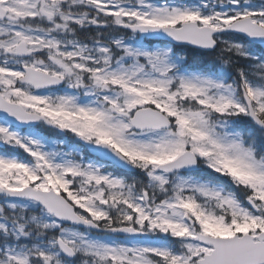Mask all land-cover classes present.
<instances>
[{"label":"snow or ice","instance_id":"1","mask_svg":"<svg viewBox=\"0 0 264 264\" xmlns=\"http://www.w3.org/2000/svg\"><path fill=\"white\" fill-rule=\"evenodd\" d=\"M0 264H264V0H0Z\"/></svg>","mask_w":264,"mask_h":264},{"label":"rangeland","instance_id":"2","mask_svg":"<svg viewBox=\"0 0 264 264\" xmlns=\"http://www.w3.org/2000/svg\"><path fill=\"white\" fill-rule=\"evenodd\" d=\"M186 2H189V3H191V2H195V0H186ZM17 153H19V152H17ZM20 153H22V152H20ZM23 154V153H22ZM24 156H25V154H23Z\"/></svg>","mask_w":264,"mask_h":264},{"label":"water","instance_id":"3","mask_svg":"<svg viewBox=\"0 0 264 264\" xmlns=\"http://www.w3.org/2000/svg\"><path fill=\"white\" fill-rule=\"evenodd\" d=\"M189 47L194 48V46H189Z\"/></svg>","mask_w":264,"mask_h":264},{"label":"trees","instance_id":"4","mask_svg":"<svg viewBox=\"0 0 264 264\" xmlns=\"http://www.w3.org/2000/svg\"><path fill=\"white\" fill-rule=\"evenodd\" d=\"M187 54V53H186Z\"/></svg>","mask_w":264,"mask_h":264}]
</instances>
